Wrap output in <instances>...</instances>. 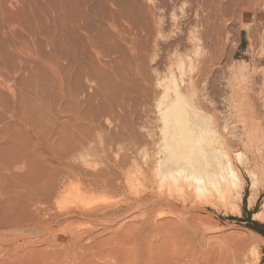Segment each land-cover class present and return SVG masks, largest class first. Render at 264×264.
I'll use <instances>...</instances> for the list:
<instances>
[{
    "label": "rangeland",
    "instance_id": "obj_1",
    "mask_svg": "<svg viewBox=\"0 0 264 264\" xmlns=\"http://www.w3.org/2000/svg\"><path fill=\"white\" fill-rule=\"evenodd\" d=\"M52 1L0 0V5L2 4L9 13L20 15L24 10H34V8L43 10L41 8L47 9L56 3L59 5L64 0H54V3ZM113 1L119 0H92L91 3L94 5L90 4V6L98 12L104 8L106 11ZM126 1L131 2L135 7L138 6L141 10L147 6L155 8L157 14H162V17H165L163 36L166 35L167 38L164 36L158 41L157 50H164V46L178 39L177 37L180 35L177 36V34H181L182 28L189 32L196 26L197 22L194 19L190 25L185 23L187 16L197 8L195 0ZM253 5L256 11L254 12L257 13L255 16L250 14L251 17L248 18H227L223 22L225 30L221 36L222 48L220 50H222L218 49V54L215 55L216 67L211 70L210 78L206 82H202V88L205 87V90L201 89L203 90L201 95L206 93L208 100L203 103V108L207 107L203 113L210 112V114H205L206 122L208 121L206 124L211 125L210 128L215 131L211 137L217 140L215 145L219 147V150L230 154L243 182V189H239L243 197L242 202L237 201L238 196L234 202L241 207V214L223 208H220L221 211L206 208L207 213L195 212L200 221L194 225L201 226L200 231L203 230V234L206 233L205 240L209 241L204 240L203 243L207 246L201 244L200 246H203L201 248L197 244L201 242L199 240H196V246H193V243L186 239H180L181 242L174 238V225L183 223L185 217L182 215L181 219L176 216H165L156 220L154 218V223L153 225L149 224L150 226L144 223L148 218L144 209L129 214L127 219L121 221H106L101 216L92 217L89 220L77 217L70 220L56 219L55 213L60 215L68 210L77 211L92 207L110 209L119 200L112 195L81 194L79 188H82V185L72 174L73 166H78L80 169L82 168V171L92 174L103 169L108 163L123 159L124 156L126 158L131 156L127 159L129 164L132 163V160L140 162L141 153L143 154L145 150L152 147H160L161 142L159 144L155 141H160L162 136L160 132L163 122H161L162 116L159 114V105L164 98L163 94L161 95L162 90L155 83L163 76L157 74H163L168 66H164L165 63L163 65L162 62L148 65L147 58L148 63L142 64L140 57L144 56L143 52L139 58L134 56L138 61L135 60V63L132 64L133 67H139L140 63L142 67L148 66L145 67L148 74L145 73L146 77H144L143 74L132 70V74L129 73L131 77L128 76L130 84L128 83L129 85L124 88L121 87V90L125 89V91L116 92L121 96L116 98L113 95L112 98H109V103L105 104H103L102 96L103 93L107 94V89L99 88L97 83H89L87 80H84L85 89L79 99H76L74 95L72 98L71 93L64 94L68 89V82L66 76H63L57 67L56 69L54 67H34L30 63L23 67H7V69L1 67L0 264H238L235 257L238 250L231 245L235 243V240L239 241L238 238L241 239L245 236L251 238L253 246L259 249L261 259L258 264H264V234L255 230L259 229L264 233V221L254 219L255 213H261L264 217V105H262L264 104V0H255ZM136 12L140 18L141 13ZM170 19H175L173 20L176 21L175 24L180 25V32H178V25L175 27L174 22ZM178 21L181 22L178 23ZM243 24H247V26L243 28ZM2 41L4 49L8 50L5 44L7 36L3 33L0 34V42ZM189 50L191 59H199L198 52V56L203 53L201 50H195V53L193 48ZM161 51L159 52L161 53ZM192 60H188L189 62L186 60L188 64H184V74L187 78L194 74L191 70L195 68L196 60L191 62ZM132 61L134 60L132 59ZM190 62L193 64V68L190 67ZM187 66L189 68L185 69ZM148 69L151 70L148 71ZM113 80L114 83L118 82L115 77L112 82ZM227 84L235 86L234 92H237L238 95L232 92V89L229 91L231 86L227 89ZM116 85L118 86V83ZM96 88L98 93L103 92L100 94L101 96L98 95ZM229 97L233 98L236 105H240V109L242 106L241 111L238 108L237 116L234 113L229 115L226 104H221ZM87 101L89 102L87 103ZM68 102H74V110L71 111L73 114L67 113L70 111L67 110L70 107ZM109 104H113V108L110 109ZM116 105L120 108L118 109ZM249 111L254 114L252 116L255 118L250 117ZM241 112H245L244 115ZM79 115L82 117V122L76 120V116ZM80 127L84 128V146L76 144L82 134L79 131ZM196 128L184 127L179 134H175V137H181L182 133V136L185 137L189 135V132L190 135L194 133L192 136L195 138V135L198 134V132L195 134L198 130V128L194 130ZM186 132L187 135H185ZM116 133L127 136H124L125 139L118 140L115 139ZM128 133H133V135L131 134L133 138ZM248 139H250L249 142H246ZM134 141H138L136 144L138 150L135 151L137 154L134 152L135 154L132 153L133 155L129 156V148H132L131 142ZM195 148L198 147L195 146ZM250 148L253 149L256 159L253 161L254 164L257 162L255 165L249 161L252 155ZM237 152L243 155L242 161L235 158ZM125 171L128 172L127 168ZM252 173L256 175L254 178L257 182L258 199L253 206H250L248 198L251 193L252 178L250 174ZM138 187L140 189V186ZM138 187L135 188V191L139 192ZM36 202L37 206L41 208L49 205L51 211L47 216L32 224L31 215L35 208L33 204ZM179 220L182 222L180 223ZM26 221H30V223L28 224ZM145 225L152 229H147ZM255 233L261 235L263 240ZM245 259L242 258L243 261ZM243 261L242 263L245 264Z\"/></svg>",
    "mask_w": 264,
    "mask_h": 264
},
{
    "label": "bare ground",
    "instance_id": "obj_2",
    "mask_svg": "<svg viewBox=\"0 0 264 264\" xmlns=\"http://www.w3.org/2000/svg\"><path fill=\"white\" fill-rule=\"evenodd\" d=\"M254 1L255 0H195L196 4H194L197 5V8L195 10L193 8L194 12L192 11L193 13L191 15L189 14L185 21L187 25H190L192 19L196 20L197 23L195 22V28L193 27L189 32H187V30L185 31V28H182L181 34H177V36L180 35V37H177L178 39L174 40V42L164 46L165 48L163 47L164 50L162 51L157 50L156 46L159 45L158 41L161 40V38L163 39L164 36L167 38L166 35L163 36L165 17H162V14H157L155 8L154 10L148 8V6L147 8L141 6L144 8L141 10L138 6L135 7V5H132L129 1L119 0L110 3V8H107L106 11L104 8V11L102 10L103 12L101 9L98 12V10L90 6V4H93L91 3L92 0H64L63 3L59 5H57V3L50 5L47 9L41 8L43 10H36L34 8V11L30 8L31 10H24L23 14L15 15L9 13L2 4L0 5V34L3 33L7 36V42L5 44L9 50L4 49L2 45L3 41L0 42V69L1 67H3V69H7V67H23L28 63L34 67H54V69L57 67L59 71L63 73V76H66V81L68 82V89H66L64 94L71 93L70 95L72 98L74 95L76 99H79L84 91L83 89H85V85H83L84 80H87L89 83L93 82V84L97 83L99 88L107 89V94H104L103 92L98 93V89L96 88L98 95L103 93V104L109 103V98H112L113 95L117 98L120 94L118 93L119 95H117L116 92L125 91V89L122 91L121 87L124 88L130 84L128 76H130L129 73L133 72L132 70L143 74L142 76L146 73V66L142 67L141 63L139 67H133L132 65L135 63V60L136 62L138 61L136 57L139 58L140 54L144 53V56L140 57L142 64L148 63L146 60L147 58L149 60L148 65L162 62V64L165 63V65L163 64L164 66H168L163 74H157L163 76L159 80L156 78L158 81L155 83L156 86L162 90L159 89L164 98L163 102L161 100L160 105L158 104L159 114L162 116L161 122H163V127H160V134L162 135L161 140L155 141V143L160 144L161 142L160 147H152L148 150H143V154L141 153V161L134 162L132 160V163L129 164L127 159L131 157L130 154L134 153L136 149L138 150L136 144H138L139 140L133 143L131 142L133 146L129 148L128 155L130 157L127 156L129 158H126V156H124V158L122 157L123 159L116 158L117 160L106 164L103 169L92 174L82 171V168L80 169L78 166H73L72 174L77 177L84 189L79 188L81 194L99 193L103 196L112 195L119 200L117 204L115 203V206L113 205L114 207L110 209L92 207L78 209L77 211L68 210L60 215H58L59 213H55L56 219L64 218L70 220L73 217H77L89 220L92 217L101 216L104 220L106 219V221H121L129 216V214L144 209L145 215L148 216L144 223L146 225H153L154 220L157 218L162 219L165 216H176L181 219L180 217L183 216L185 217L183 223H178L179 225L176 224L177 226L174 225V238L177 240L186 239L192 242L193 246H196L195 241L199 240L201 242L196 243L200 246L201 244L206 245L203 242L207 237L205 236L206 233L203 234V230L200 231V225H197V227L194 225L200 221L195 212L207 213L208 211L206 208L217 211L223 208L241 214V207L234 202L237 196V201L242 202L243 197L240 194V190L243 189V182L237 168L233 164L230 154L219 150V147L215 145L217 140L211 137L212 133H215V131L210 128L211 125L208 126L206 124L208 121L206 122L207 116L205 117V114H210V112L207 113L206 111V113H203V111L207 109V107L205 109V106L203 108V103L208 100L205 91V94L201 95L203 91L201 89L205 90V87L202 88V82H206L210 78L211 70L213 67H216L215 55L216 53L218 54V51L222 48L221 36H223L222 33L225 30L222 25L223 22L227 18H248L251 17L250 14L255 16L257 13H255ZM52 2L54 3V0ZM136 11H138L139 14L141 13L140 15L142 18L141 16L140 18L138 17ZM173 22L175 26L176 21ZM180 22L178 21V23ZM191 26L190 28H192ZM242 26L245 28L247 24H243ZM178 27V32H180V25H178L177 28ZM190 48H193L194 52L195 50H201L203 53L201 56H198V52L197 57L199 59L192 58L196 60L194 64L195 70H191L194 74L187 78L184 74V64H188L186 60H192L189 58L191 57L189 56L191 53H188ZM159 51H161V53ZM192 57L194 56L192 55ZM132 59L134 61H132ZM195 60L191 62H195ZM141 61L139 60V62ZM192 65L191 63L190 67L193 68ZM186 68L189 67L187 66L185 69ZM149 70L151 69H148V71ZM147 74L148 73H146V75ZM114 77L118 80V82H115L116 84L118 83V86L114 83V80L112 82ZM235 77L237 78V76ZM230 86L227 84L226 88L229 89ZM234 87L231 86L229 91L232 89V92H234ZM234 93L237 94V92ZM194 96L195 98H193ZM234 97L236 98V96ZM227 99V101L225 100L226 102L222 100L223 102H221V104H226L228 110L226 111L228 114H239L240 105H236L233 98L229 97ZM89 101H87V103ZM73 103L74 102H68L70 107L69 109L67 108V110L70 111L67 113L74 110ZM71 104H73L72 107ZM209 105L211 106V103H209ZM116 106L118 109L120 108V106ZM109 107L110 109L113 108V104H109ZM121 108L124 109L123 107ZM257 108H259V106ZM249 112L251 115L250 117H253L252 115L254 114L251 111ZM244 113L242 114L244 115ZM71 114L73 113L71 112ZM240 115L238 116L241 118ZM243 115L242 117H244ZM81 118L80 115L76 116L78 122H82ZM184 127H197L198 130L197 128L194 130H197L195 134L197 132L198 134L195 135V138L192 136L194 133L190 135L189 132V135H187V132L185 133L188 137H183V133L181 137H175V134H179ZM83 129L80 127L79 131H81L82 134L81 137L77 139L78 143L73 142L78 146H84L85 144ZM122 133H116L115 139H125L124 136L127 135H123ZM128 134H130V137L133 135V133ZM260 134L262 135V132ZM132 138L131 141L133 140ZM249 140L250 139L246 142H249ZM195 146L198 148H195ZM249 150L250 152L252 151L249 161L253 162L256 160L253 149L251 150L250 148ZM250 152L249 154H251ZM235 156L239 161H242L241 158L243 155L240 152H237ZM255 164H257V162ZM126 168L128 172L125 171ZM250 176L252 178V186L248 203L250 206H253L257 202L258 192L256 190L257 182L254 178L256 175L252 173ZM138 186H140V189ZM136 187H138L139 192L138 190L135 191ZM33 205L35 208L31 215L32 224L38 219L47 216L51 211L49 205L44 208L37 206V202ZM254 219L257 221H264V217L261 213H255ZM26 222L28 224L30 223V221ZM181 222L182 221H180V223ZM149 226L148 228L146 226V228L150 229L151 227ZM154 227L156 228V226ZM255 234L263 240L261 235L258 233ZM237 240L239 241L236 242L235 240V243L231 245L238 250V258L235 255L236 262L238 264H243L242 261L244 259L242 260V258H246L245 261H243L245 264H258L261 259L260 252L257 247L253 246L251 238L245 236ZM201 247L203 246H200V248Z\"/></svg>",
    "mask_w": 264,
    "mask_h": 264
},
{
    "label": "trees",
    "instance_id": "obj_3",
    "mask_svg": "<svg viewBox=\"0 0 264 264\" xmlns=\"http://www.w3.org/2000/svg\"><path fill=\"white\" fill-rule=\"evenodd\" d=\"M257 232H259L260 234H264L263 231L259 230V229H255Z\"/></svg>",
    "mask_w": 264,
    "mask_h": 264
}]
</instances>
